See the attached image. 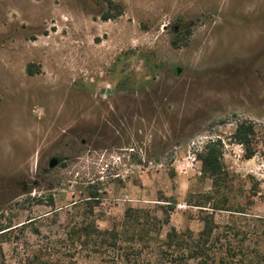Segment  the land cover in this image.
Segmentation results:
<instances>
[{
    "label": "rangeland",
    "instance_id": "374dc122",
    "mask_svg": "<svg viewBox=\"0 0 264 264\" xmlns=\"http://www.w3.org/2000/svg\"><path fill=\"white\" fill-rule=\"evenodd\" d=\"M243 120L249 159L231 138ZM216 139L213 203L246 216L215 223L264 238V0H0V223L13 225L0 264L64 236L85 199L99 229L174 203L161 237L201 230L186 201L213 189L197 154Z\"/></svg>",
    "mask_w": 264,
    "mask_h": 264
},
{
    "label": "trees",
    "instance_id": "16d2710c",
    "mask_svg": "<svg viewBox=\"0 0 264 264\" xmlns=\"http://www.w3.org/2000/svg\"><path fill=\"white\" fill-rule=\"evenodd\" d=\"M112 17L104 14L102 18L108 20ZM26 71L29 75L35 73L31 65H27ZM254 136V125L249 120L237 123L231 134L232 140L243 146L245 159L255 155L256 149L251 147ZM222 154L221 139L206 143L204 151L197 154L202 176L213 182L212 191L202 195L203 201L194 204L186 201L188 205L199 208L203 223L201 230L180 231L169 227L161 237L163 227L169 224L174 203L157 206L162 217L157 210L128 206L120 224L99 229L95 219L90 217L94 205L85 199L71 203L75 215L68 219L64 236L49 238L45 244L37 243L31 250L19 255L15 264H264V238L258 235L259 225L250 231L240 228L233 221L224 225L215 223V211L246 216L242 209L234 210L226 206L227 196L223 201L219 200L221 205L213 203V197L219 194L218 184L226 177ZM92 197H96L95 193ZM48 204L52 206V200ZM209 209L211 213L207 212ZM51 214L54 219L58 216L56 209ZM29 220L26 224H34L35 220ZM263 222L260 220V223ZM11 227L10 223H0V244L8 240L6 235ZM33 232L37 236L40 234L38 227H34Z\"/></svg>",
    "mask_w": 264,
    "mask_h": 264
},
{
    "label": "water",
    "instance_id": "95a60500",
    "mask_svg": "<svg viewBox=\"0 0 264 264\" xmlns=\"http://www.w3.org/2000/svg\"><path fill=\"white\" fill-rule=\"evenodd\" d=\"M175 72L178 74L180 72V70L177 68L175 69ZM57 163V160L55 158H52L50 161H49V166L50 167H54Z\"/></svg>",
    "mask_w": 264,
    "mask_h": 264
},
{
    "label": "crops",
    "instance_id": "0c3cea01",
    "mask_svg": "<svg viewBox=\"0 0 264 264\" xmlns=\"http://www.w3.org/2000/svg\"><path fill=\"white\" fill-rule=\"evenodd\" d=\"M201 170V169H200Z\"/></svg>",
    "mask_w": 264,
    "mask_h": 264
}]
</instances>
